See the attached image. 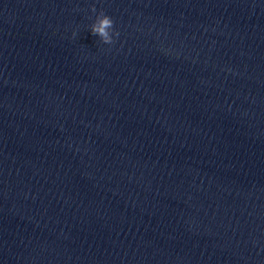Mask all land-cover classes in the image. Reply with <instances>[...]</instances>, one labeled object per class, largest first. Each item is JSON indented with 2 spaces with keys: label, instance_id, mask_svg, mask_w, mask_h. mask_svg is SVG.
Returning a JSON list of instances; mask_svg holds the SVG:
<instances>
[{
  "label": "clouds",
  "instance_id": "1",
  "mask_svg": "<svg viewBox=\"0 0 264 264\" xmlns=\"http://www.w3.org/2000/svg\"><path fill=\"white\" fill-rule=\"evenodd\" d=\"M95 12V7L92 8ZM114 21L111 17L106 15L103 11L97 15L95 22L90 27V32L92 35L99 36L103 43L112 44L113 36H119V32L113 31Z\"/></svg>",
  "mask_w": 264,
  "mask_h": 264
}]
</instances>
